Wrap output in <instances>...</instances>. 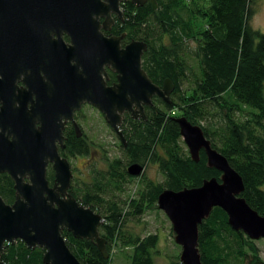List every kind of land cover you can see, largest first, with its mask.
<instances>
[{
	"label": "trees",
	"instance_id": "trees-1",
	"mask_svg": "<svg viewBox=\"0 0 264 264\" xmlns=\"http://www.w3.org/2000/svg\"><path fill=\"white\" fill-rule=\"evenodd\" d=\"M155 1L156 10L151 2L141 7L124 4V19L115 34H124L126 42L146 43L142 69L158 87L169 79L174 91L170 103L154 98L145 121L125 114L121 158L93 160L86 175L75 180L71 196L103 218L100 236L108 253L105 259L94 243L74 239L64 230L62 237L80 264H110L113 244L126 253L129 264H156L158 236L131 232L127 223L157 205L164 190L196 189L203 181L220 178L218 171L207 167L204 152L198 163L190 159L176 123L180 117L202 129L241 176V197L264 217V32L252 26L256 0ZM67 138L63 157L88 156L81 140ZM135 164L143 169L155 166L162 181L151 182L143 173L136 199L129 200L124 194L138 177L127 169ZM252 244L231 229L220 208H213L198 227L201 264H264ZM44 253L17 241L6 245L1 260L42 264ZM169 264L181 263L176 259Z\"/></svg>",
	"mask_w": 264,
	"mask_h": 264
},
{
	"label": "water",
	"instance_id": "water-1",
	"mask_svg": "<svg viewBox=\"0 0 264 264\" xmlns=\"http://www.w3.org/2000/svg\"><path fill=\"white\" fill-rule=\"evenodd\" d=\"M129 1L136 7L151 2L153 9L157 8L155 0H48L42 5L54 2L51 5L57 10V22L71 36L73 48L61 55L59 100L54 108L50 107L47 117L40 120L41 134H34L33 144L27 146L29 138L24 136L28 132L17 129L27 130L25 122L16 125L10 121L17 129L12 142L0 136V173L12 178L17 195L11 206L0 199V264H6L1 260L5 246L16 241L23 242L31 250L44 249L42 264H80L66 245L63 230L74 239L94 243L108 259L105 240L100 236L103 218L71 195L66 196L72 179L70 164L59 157L56 149H41L43 141H39L42 135L49 133L50 140H59L63 148L62 121L72 120L74 112L87 103L103 115L120 143L126 146L120 131L124 113L129 112L133 119L145 121L144 109L152 107L153 98L170 103L174 91L172 82L166 79L158 87L142 69L141 60L147 44L132 41L121 48L124 34L103 38L100 33V19L104 20L103 29L107 30L112 14L122 20L120 6ZM5 4L7 0H0V7L4 8ZM71 61L75 62L74 66L70 65ZM105 67L115 73L116 84L106 85L102 77L103 74L107 78ZM27 123L29 132L34 130V121ZM176 123L190 159L198 163L202 151L207 167L221 174L219 179L203 181L199 188L178 192L164 190L158 196L157 207L169 219L174 242L181 248L180 263L201 264L198 227L213 208L226 213L233 231L242 232L251 241L264 240V217L241 197L244 191L241 176L211 146L199 126L192 125L185 117L177 118ZM75 127L80 137L79 128ZM48 159L54 164L57 193L48 187L46 180ZM142 172L143 168L136 164L127 169L133 177H139ZM24 178L29 182L24 183Z\"/></svg>",
	"mask_w": 264,
	"mask_h": 264
},
{
	"label": "flooded vegetation",
	"instance_id": "flooded-vegetation-1",
	"mask_svg": "<svg viewBox=\"0 0 264 264\" xmlns=\"http://www.w3.org/2000/svg\"><path fill=\"white\" fill-rule=\"evenodd\" d=\"M44 1L48 0H7L6 6L0 7V27H2L0 29V136L4 140L12 142L17 129L27 131L28 134L24 136L26 139L29 138L27 146H31L35 141H33L35 133L41 134L40 120L47 117L50 107L54 108L59 100L61 55L73 48L71 36L65 33L57 22V10L51 5L54 2H49L42 7ZM122 6L120 8L124 15ZM46 9L48 10L46 11ZM111 18L112 22L108 24L107 30L103 29L104 20L100 19V33L103 38L123 35H116L115 33L118 23L123 22L124 17L121 20L117 15L112 14ZM3 30L6 32H2ZM129 43L125 41L124 37L121 41V48ZM70 65L74 66L75 62L71 61ZM104 72L107 78L103 74L102 77L107 86L117 83L115 73L107 67L104 68ZM88 106L93 109L87 103L82 104L81 109L74 112L72 120L62 121L64 125L62 130L63 148H61L59 140H50L51 135L49 133L47 136L42 135L39 141H43L40 145L41 149H56L59 157L66 159L70 164L72 179L66 196L71 195L72 187L76 182L73 166H71L72 162L85 156L66 155L63 157L62 152L67 149L68 135H73L75 139L81 140L88 148V156L91 153L92 146L84 134L83 120H81L84 117V109ZM125 114L131 115V113L126 112L123 116ZM10 121H14L16 125L25 122L27 130L20 127L16 129ZM31 121H34V130L29 132V123L27 122ZM75 126L79 128L80 137L77 136ZM53 166L54 164L48 159L46 180L48 187L57 193ZM80 174L81 176L85 175L82 172ZM23 181L28 183L29 179L24 178ZM6 184L9 186L7 190L3 187ZM16 198L12 178L7 173H0V199L5 205L11 206ZM8 200H12V202L7 203ZM16 243L17 241L14 244Z\"/></svg>",
	"mask_w": 264,
	"mask_h": 264
},
{
	"label": "rangeland",
	"instance_id": "rangeland-1",
	"mask_svg": "<svg viewBox=\"0 0 264 264\" xmlns=\"http://www.w3.org/2000/svg\"><path fill=\"white\" fill-rule=\"evenodd\" d=\"M254 11L252 26L254 29L264 32V0H256ZM203 22L204 20L200 18L198 25L201 26ZM81 120H83L84 134L89 143H91L92 149L88 157H79L78 160L72 162L71 166H73L75 180L83 177L80 172L86 175V170L92 165L93 160L101 161L104 156L109 159L121 158L120 140L106 124L103 115L99 111L88 106L84 109V117ZM143 173L144 177L151 182L160 183L162 181V176L155 166L144 168L141 175ZM141 175L133 180L124 194L125 197L130 198L129 200H135L138 191L141 189L139 181V178L142 177ZM131 221L129 224L127 223V227L131 229V232L141 234L143 237L149 235L158 236L156 264H169L171 260H179L181 248L174 242L175 235L169 219L158 209L157 205L147 208L139 219H132ZM252 245L256 247L261 260L264 261V240L253 241ZM113 246L116 245L113 244ZM113 246L110 254V264H129L126 253Z\"/></svg>",
	"mask_w": 264,
	"mask_h": 264
}]
</instances>
